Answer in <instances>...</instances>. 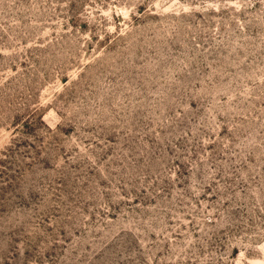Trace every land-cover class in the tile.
Segmentation results:
<instances>
[{
    "label": "rangeland",
    "instance_id": "rangeland-1",
    "mask_svg": "<svg viewBox=\"0 0 264 264\" xmlns=\"http://www.w3.org/2000/svg\"><path fill=\"white\" fill-rule=\"evenodd\" d=\"M0 264H264V0H0Z\"/></svg>",
    "mask_w": 264,
    "mask_h": 264
}]
</instances>
